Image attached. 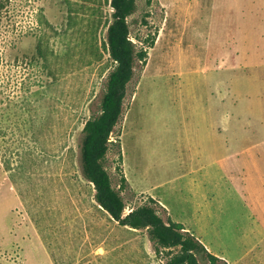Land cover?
Wrapping results in <instances>:
<instances>
[{"label":"rangeland","instance_id":"374dc122","mask_svg":"<svg viewBox=\"0 0 264 264\" xmlns=\"http://www.w3.org/2000/svg\"><path fill=\"white\" fill-rule=\"evenodd\" d=\"M135 2L145 56L105 159L125 212L153 198L211 253L264 264V0ZM110 13L109 0H0V264L165 262L96 204L77 163L112 65Z\"/></svg>","mask_w":264,"mask_h":264},{"label":"trees","instance_id":"16d2710c","mask_svg":"<svg viewBox=\"0 0 264 264\" xmlns=\"http://www.w3.org/2000/svg\"><path fill=\"white\" fill-rule=\"evenodd\" d=\"M38 1V0H32ZM136 0H109L111 13L106 24L104 46L112 65L103 86L88 104L89 115L82 122L77 136V163L84 180L92 184L93 199L118 225L128 229H144L155 252L164 251V264H228L211 253L182 223L164 220L155 207L153 198L125 212V202L111 182L105 167L110 135L123 111L126 89L132 78L136 61H141L145 50H137L130 38L127 21L136 8ZM38 21H46L41 6H36ZM32 28L23 37L32 35ZM124 179L122 178L123 183ZM122 185V184H120Z\"/></svg>","mask_w":264,"mask_h":264},{"label":"crops","instance_id":"0c3cea01","mask_svg":"<svg viewBox=\"0 0 264 264\" xmlns=\"http://www.w3.org/2000/svg\"><path fill=\"white\" fill-rule=\"evenodd\" d=\"M202 202H203V200L199 201V198H198V201H195V203H193L194 204V211L195 212H198L199 213V211L197 209H202V207H204V204H202ZM215 255H217V254H215ZM218 257H220V256H218ZM220 258H222L223 260H225L228 264H231L228 259L223 258V257H220Z\"/></svg>","mask_w":264,"mask_h":264}]
</instances>
